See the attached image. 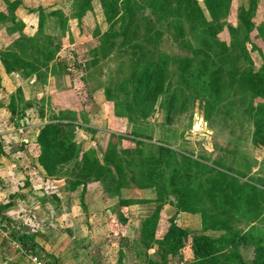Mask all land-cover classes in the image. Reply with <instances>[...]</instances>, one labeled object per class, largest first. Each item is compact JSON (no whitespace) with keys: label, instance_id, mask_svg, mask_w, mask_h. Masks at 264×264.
<instances>
[{"label":"rangeland","instance_id":"1","mask_svg":"<svg viewBox=\"0 0 264 264\" xmlns=\"http://www.w3.org/2000/svg\"><path fill=\"white\" fill-rule=\"evenodd\" d=\"M239 1L242 5H245L246 0ZM253 1L255 4V9L252 11V22L254 27L250 37L256 44V47L261 50L264 58V42L253 38L255 35L261 34L262 32L264 33V0ZM138 3L142 9L136 11V17L127 38L129 37L134 45H139L140 47L147 49V51L142 52V59L138 60L139 65L135 72L142 71L144 66L149 63L154 64L159 58L160 62L164 58L167 59L162 79H160V82L157 81L153 84V91L149 96L148 102L143 101L138 97L132 99L131 94L126 92L128 87H125L124 90L120 89L121 82L124 81L123 74L117 71L119 68L120 57L126 59L136 57L132 53V50L126 49V47L123 46L125 44V42L122 43L123 36L119 35L121 27L120 20L111 25L110 31L106 34L104 41L103 38L99 40V43H101L100 46L105 42H110L112 43V47L108 50L110 58L105 59L104 62L98 63V65L96 64V67V65H93V60H91L92 57H88L87 61H84V53L81 54L76 51V47H74V52L70 51L72 52L71 54L68 53V49H62L64 45L62 44L61 39L69 37L67 28L62 30L60 24L53 26L52 23L56 18L47 17L48 19L45 20L43 28L46 37L41 38L42 45L49 46L46 47L47 54L53 53L54 55V52H56L54 50L58 48L56 54L61 52L60 58L63 59V62L60 61L62 63L61 68L64 69L63 66L70 67L69 69H64L68 72V75L58 73L57 76H54L50 89L52 97H49L44 108V111H46V115L48 116L47 118L55 120L57 117L65 114L67 117H74L76 121H79L84 129L78 131V134L86 136L87 138L77 143L80 146L82 145L81 149L83 151L87 147L96 146V140H88L92 135V131L86 132L87 128L85 127H93L92 130L95 132V127L103 128L106 130L105 133L108 137L107 141L111 134L119 137H116L113 141V144H115V148L117 149H129L130 147V149H133V144L130 141L125 140V138L132 137L131 134H134L138 139L147 143L149 142L153 147L163 145L172 149L174 152L173 158H175L176 162L182 163L184 159L183 155H186L199 160L201 164L208 167L207 169H209V167L215 168L216 166H222L223 168L219 170L221 172L225 171L229 175H231L230 170L237 171L238 174L244 176V181H241L243 183L247 180L245 174L251 172L252 168L255 169L258 167V170L255 172L257 176L248 179H256L257 182H259L258 179H261L262 181H260V184H264V155L261 161L257 159L258 156L260 157V155L262 156L264 153V146H255L253 145L252 140L254 129L253 120L259 118L263 121L264 119L263 115L253 118L252 114L256 113L259 106L264 103V100L260 98V96L255 95L251 88L241 92L235 83L230 82V75H227V73L229 71L233 73V67H236L234 70L235 73L239 74L242 71H247V69L250 68V64L243 61L237 50L236 52L232 51L230 56H226L227 54H222L221 56L219 46L220 41H222L228 48L232 46L227 29H221L218 32L219 35L211 40V44L208 49H206L204 47V41L200 45V34L198 33L197 35L191 31V29L197 27L196 24L193 28L185 22L183 28H180L174 23L170 24L169 22L164 21H154V12L161 15L160 7L157 6L155 9H151L145 6L147 5L148 0L144 2L138 1ZM201 7L204 8L203 3ZM63 9L66 10L64 6ZM53 11L64 16L62 10L58 7L46 10L45 13ZM232 11L236 12V14L238 13L239 8L237 5L233 4ZM204 12L207 17L205 10ZM236 20L237 18L232 14V16L226 21L235 24L237 22ZM6 24L11 26V23L9 22H6ZM179 32H183L182 36L178 34ZM31 34L32 31L27 32V36H30ZM178 35L180 36V41L185 42L184 44L179 41L177 38ZM17 39V30L13 33H9L8 30L4 31V29L0 28V42L4 46L8 44L7 46L8 48L10 47V50L13 51L17 48L13 47V44ZM154 40L156 42H154ZM88 46L92 47L95 45L91 43ZM98 46L94 48L93 51H97L101 48ZM246 48L249 57L252 60L251 63L253 67H255V69L260 68L263 64L260 55L251 49V44H247ZM200 51L205 53L208 52L207 57L210 59L203 57L201 53H199ZM17 52H19L18 48L16 53ZM29 54L30 53L27 55ZM114 56L118 58H115ZM215 56L229 59L228 61L225 60L227 62V67L221 68V76L224 81L221 86L222 100L215 102L212 107H208L203 99L202 92L205 89H203L201 84L194 88L190 85L187 86L188 84L186 85L182 83L183 77H180L179 72L176 71H178V61L181 58H183L184 76L187 77V72L194 70L196 63H217ZM233 63H235L236 66L233 65ZM55 68L57 70L58 68L60 69V65L55 66ZM124 68L128 67L124 66ZM41 69H43L42 72L46 74L45 82L47 83L50 77L47 74L48 69ZM153 79L154 78H151L152 81ZM64 87H68L69 90L67 91L69 92L61 94L60 91H62ZM129 87L132 86L130 85ZM56 89H58V91H56ZM171 95H173V97L167 102V96ZM16 96L19 97L22 96V94L17 93ZM28 106H30V104H28ZM225 106H227L226 109H224ZM164 108L166 109L164 110ZM252 109L253 112L251 113ZM195 123L198 124V128L194 130L193 127ZM8 137H10V134H8ZM13 137L14 136H12V138ZM100 137V133L96 135V138L99 140ZM82 139L84 138L82 137ZM96 149L97 147L94 148V150ZM34 152L35 154H38V150H34ZM199 173V178L201 180L207 177L206 170H201ZM211 173L212 171L208 174ZM189 175L190 177H194L193 180H191V183H195L194 186L196 187V173L190 172ZM200 185L201 187H207L206 183H201ZM130 186L133 191L128 189L129 191L122 192L123 196L129 198L130 201L131 199L143 200V197L148 196L146 193L136 191L132 184ZM187 187L193 191V186L191 184L187 185ZM203 193L204 192L200 193V199L206 200L205 197L203 198ZM251 193L252 187L248 186L247 191H244L240 195L238 193L237 205L235 204V207L225 209V213L227 214L226 221L229 220L228 224H230L227 228H231L233 231L231 234L227 233L228 231H222L226 233L217 236L218 239L227 235H229L230 239H239L240 236L246 235L244 230L248 229L249 223L252 220L248 212L252 211L254 215V212H260L261 210V204L254 205L253 203L248 202L250 200L253 201ZM257 199L259 200V198ZM121 201L122 203L118 206L120 209L122 208L125 213H128L130 210L127 208L129 205H132V202L128 200ZM167 201L176 203L175 198L172 196H169ZM198 204L199 203L192 205L191 203H188L187 210L189 212H194V209H196V211H204L208 207L207 203ZM120 209L118 212L121 213ZM223 209L224 207H220L218 211ZM180 212L181 211L176 212L178 214L176 215L175 221L177 226H180ZM131 213H134L132 208L130 214ZM205 213H212V211H207ZM220 217L225 218V214ZM162 230V228H159L158 231L160 232L156 231L155 239L161 238V235H163ZM119 233L117 236H121V229ZM138 236L137 234L135 235L137 241L139 239ZM135 238L133 242L136 241ZM121 239L122 238L115 237L113 240L114 246H110L115 247V249L118 246L124 247L125 258L134 261L133 256H135L136 259L140 257L141 261H139L140 263L138 264H147L148 261L155 262L160 260L154 242H150L151 246L149 248L143 247L141 249L140 247H137L135 249L133 242L131 247L128 241L124 242ZM189 243L190 241L188 240L184 246L185 248L183 247L178 252L176 258H172L169 261L170 264H197ZM220 246L221 254H216L220 255L219 264H238L239 261H242L245 264H251V261L254 258V249L252 245H242L239 242H232L229 244L228 242V245L225 246L224 244H220ZM186 247H188L190 251H188ZM140 249L145 255L143 254L142 256L137 257L135 251L138 252ZM132 251H134L133 255ZM223 255L226 256V258L223 257ZM235 255H238V259L235 258ZM178 257H181V261H179ZM127 261L129 260H126V262ZM205 264L209 263L205 262Z\"/></svg>","mask_w":264,"mask_h":264},{"label":"trees","instance_id":"2","mask_svg":"<svg viewBox=\"0 0 264 264\" xmlns=\"http://www.w3.org/2000/svg\"><path fill=\"white\" fill-rule=\"evenodd\" d=\"M138 1L144 2L146 0H100L106 23L111 27L116 21H121L119 35L123 36L122 43L125 42L123 46L126 49L132 50V53L136 56L131 59L120 57L119 61L122 62H119L120 69L118 68L117 71L123 74L124 79L121 82L120 89L124 90L125 87H128L126 92L131 94L132 99L138 97L148 102L149 96L153 91V84L157 81L160 82V79H162L167 59L164 58L160 62L159 58L158 63H149L144 66L142 71L135 72L139 65L138 60L142 59V52L147 51V49L139 45H134L129 37L127 38L135 20L136 11L142 9ZM91 2L92 0H74L72 7L75 10L74 16L78 22H80L87 11L92 10ZM233 4L239 8L237 14L232 11ZM203 5L204 8L201 7L197 0H148L145 6L151 9H155L157 6L160 7L161 15L154 12V16L156 17H154V21L174 23L180 28H183L185 22L193 28L196 24L197 27L191 29V31L197 35L198 33L200 34V45L204 41L206 49L211 44V40L219 35L218 32L221 29H227L232 46L228 48L220 41L221 56L222 54L230 56L232 51L236 52L237 50L243 61L250 64V68L247 71H242L239 74L235 73L236 67H233V73L231 71L227 73V75H230V82L235 83L241 92L251 88L255 95L260 96L264 100V58L261 50L256 47V44L250 37L254 27L252 22V11L255 9L254 1L246 0L245 5H242L239 0H203ZM204 10L207 13V17ZM38 12L39 27L30 36L23 33L21 24L15 21L12 13H9L7 16L0 15V21L7 20L11 23V26L8 28L9 33H13L15 30L19 33L18 39L13 44V47H17L19 52L16 53L17 48L12 51L9 47L0 53V60L7 72L21 69L25 75H35L38 81L45 82L46 74L41 71V68L48 69L50 64L54 62L56 66L60 65V69L58 68V70L70 68L69 66H63L64 69H62V63L59 58L55 59L58 48L54 50L56 51L54 55L53 53H46V47L49 46L42 45L41 42V38L46 37L43 31L45 20L49 17H55L56 19L52 23L53 26L60 24L63 30L67 28L68 19L56 11L45 13L46 11L39 9ZM232 14L237 18L235 24L226 21ZM178 34L182 36L183 32H179ZM179 35L177 36L178 39L180 38ZM253 38L264 42V33L255 35ZM154 42L156 41L154 40ZM180 42L182 44L185 43L183 41ZM247 44H251V49L262 58L263 64L258 69H255L251 63L252 60L246 48ZM111 47L112 43L105 42L100 49L95 50V53L91 54L93 65H98V63L110 58L108 50ZM28 53L30 54L27 55ZM199 53L203 57L210 59L207 57L208 52L200 51ZM215 59L217 63L213 64L196 63L194 70L188 71V76L186 77L183 71V58H181L178 61V71H176L179 72L180 77H183L182 83L188 84L187 86L190 85L194 88L201 84L203 89H205L202 92L203 99L208 107H212L215 102L222 100L221 86L224 81L221 76V68L227 67L225 60L228 61L229 58L215 56ZM233 65L236 66L235 63ZM124 66L128 68H124ZM151 78H154L153 81ZM230 82L228 81L229 84ZM130 85L132 87H129ZM172 97L173 95L167 96V102ZM226 108L227 106L224 107V109ZM259 115L264 116V103L259 106L255 114H252V117L254 118ZM253 126V145L264 146V119L263 121L259 118L254 119ZM78 129L84 128L77 123L74 117H67L65 114L57 117L54 122L44 125L39 131L36 143L39 165L49 177L66 178L68 189L70 190H74L80 186L84 189L87 183L100 182L108 197L119 199L118 205L122 203L120 202L122 191L131 189V184L138 190H151L160 205L149 218L141 222L138 236L139 242L136 240L137 243L135 241L133 245L135 249L137 247L142 249L143 247L149 248L151 246L150 242H154L160 260L155 262L148 261L147 264H170L169 261L172 258H176L178 252L185 246L188 240L190 241L189 244L197 264H205V262L219 264L220 255L216 254H221L220 244L226 246L228 242L229 244L239 242L242 245H252L254 258L251 264H264V238L243 235L239 239H230L229 236L212 239L203 234L195 235L176 225L177 213L173 218H164L169 226L161 238L155 239L159 218L167 205L175 207L177 212H189L187 210L188 203L192 205L207 203L208 207L200 212L212 211L217 218L215 225L222 229L226 226L227 229V214L225 213V209L235 207V204L237 205V196L243 193L242 187L239 185L238 180H236V176L234 178L231 176L232 174L229 175L225 171L221 172L219 169H222V166L209 167L207 169L208 167L201 164L199 160L186 155H183L184 159L182 163L176 162L175 158H173L174 152L172 149L163 145L153 147L149 142L147 143L138 139L134 134H131L132 137L125 138V140L133 144V149H130L131 147H128L129 149L115 148L113 141L117 136L111 134L104 148H99V151L94 149L83 151L82 147L76 142L75 135ZM87 130L94 132L92 129ZM98 152L100 157H98ZM201 170L207 171V177L202 180L199 178ZM210 171L212 173L208 174ZM190 172L196 173V187L194 186L195 183H191L194 177H190ZM201 183H206L207 187H201ZM189 184L193 186V191L187 187ZM201 192H204L203 198L205 197L206 200L200 199ZM169 196L174 197L176 203L167 201ZM252 197L254 201L257 200L256 196ZM220 207H224V209L218 211ZM195 211L196 209L191 213H195ZM224 214L225 218L220 217ZM125 221L126 219H122V222ZM9 231L12 238L15 239L14 234L11 230ZM29 248L34 250V246H30ZM141 249L138 252L135 251L137 257L145 255ZM235 256L238 259V255ZM43 257L45 258V256ZM223 257L226 258L224 255ZM45 259H48L49 262L51 261L49 257ZM137 259L138 261L141 260L140 257ZM179 261H181V257ZM238 264L245 263L239 261Z\"/></svg>","mask_w":264,"mask_h":264},{"label":"crops","instance_id":"3","mask_svg":"<svg viewBox=\"0 0 264 264\" xmlns=\"http://www.w3.org/2000/svg\"><path fill=\"white\" fill-rule=\"evenodd\" d=\"M198 1L202 5L203 0ZM73 2L74 0H0V15L7 16L12 13L15 21L21 24L23 33L27 35L28 31L34 34L39 27V9L46 11L58 7L64 18L68 19L69 37L61 39L64 45L62 49H68L71 54L70 51L76 47L75 50L84 53V61H87L95 53L93 49L98 46L99 40L103 38L104 41L110 27L105 21L100 0H92V10L87 11L80 22L74 16ZM6 22L9 21H0V28L4 31L10 27ZM17 34L19 36L18 32ZM91 43L95 46L89 47ZM7 45L0 42V53L8 48ZM100 45L101 43L98 47ZM60 56L61 52L56 54L55 59L59 58L63 62ZM55 66V62L50 64L47 70L50 77L46 83L38 81L35 75H25L21 69L7 72L0 60V264H31L29 254L32 252L49 257L51 264H138L141 260L138 261L135 256L134 261L125 258L124 247L118 246L115 249L110 245L114 246L113 240L118 237L124 242L128 241L132 247L141 222L149 218L160 205L154 193L151 190L136 189L148 196L143 197V200L130 201L123 196L127 190H123L120 199L132 202L127 209L131 211L132 208L134 212L125 213L118 206L119 199L108 197L100 182L87 183L84 189L80 186L70 190L66 178L47 176L37 161L34 150H37L39 131L44 125L54 122V119L47 118L44 111L52 95V81L58 73L68 75L66 70H57ZM67 90L69 88L64 87L60 93L65 94L69 92ZM17 93L22 96H16ZM77 123L80 124L79 121ZM95 129L96 132H91L88 140H96V146L87 147L84 151L96 147L99 151V148L105 147L108 138L106 130L97 127ZM82 130L76 131L77 143L87 139L86 136L78 134ZM99 133L100 140L96 138ZM263 155L264 153L257 159L261 161ZM257 170L258 167L252 168L251 172L245 174L246 184L241 182L244 181L243 175H238L236 171H231V174L237 177L243 192L251 186V195L259 198L248 202L261 204L260 212H254V215L252 211L248 212L252 220L244 232L254 238H264V184H260L261 179H258L259 182L248 179L256 177ZM119 209L121 213L118 212ZM176 212L175 207L167 205L161 213L156 231L162 228L164 234L169 226L164 218H173ZM179 217V227L195 235L217 238L226 233L222 231H228L229 234L233 231L231 228L226 229V226L224 229L217 227V218L213 212H180ZM122 219L126 221L122 222ZM228 222L229 220L227 226L230 225ZM120 229L121 236H117ZM30 246H34V250ZM186 249L190 251L188 247Z\"/></svg>","mask_w":264,"mask_h":264},{"label":"built area","instance_id":"4","mask_svg":"<svg viewBox=\"0 0 264 264\" xmlns=\"http://www.w3.org/2000/svg\"><path fill=\"white\" fill-rule=\"evenodd\" d=\"M29 259L31 264H51L48 259H45L44 257L40 256V254L34 252L29 254Z\"/></svg>","mask_w":264,"mask_h":264},{"label":"water","instance_id":"5","mask_svg":"<svg viewBox=\"0 0 264 264\" xmlns=\"http://www.w3.org/2000/svg\"><path fill=\"white\" fill-rule=\"evenodd\" d=\"M197 128H198V124H197V123H195V125H194L193 129L195 130V129H197Z\"/></svg>","mask_w":264,"mask_h":264}]
</instances>
